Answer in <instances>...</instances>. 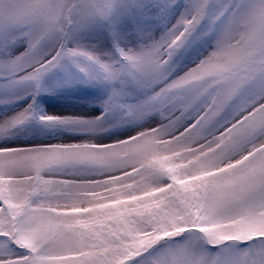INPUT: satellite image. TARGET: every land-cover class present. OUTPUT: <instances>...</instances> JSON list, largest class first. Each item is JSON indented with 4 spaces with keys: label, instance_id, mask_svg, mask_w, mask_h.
I'll return each instance as SVG.
<instances>
[{
    "label": "snow or ice",
    "instance_id": "1",
    "mask_svg": "<svg viewBox=\"0 0 264 264\" xmlns=\"http://www.w3.org/2000/svg\"><path fill=\"white\" fill-rule=\"evenodd\" d=\"M150 8L0 0V88L33 97L0 119V141L33 123L76 134L0 143V264H264V0H167L159 38ZM93 29L113 44L81 43ZM52 73L107 86L104 110H39Z\"/></svg>",
    "mask_w": 264,
    "mask_h": 264
},
{
    "label": "rangeland",
    "instance_id": "2",
    "mask_svg": "<svg viewBox=\"0 0 264 264\" xmlns=\"http://www.w3.org/2000/svg\"><path fill=\"white\" fill-rule=\"evenodd\" d=\"M24 0H19L22 5ZM159 8H150L149 11L156 13L154 19L156 23L149 26L152 34L159 38L170 26L175 23L176 14L166 10L167 0H155ZM79 41L86 45L97 48L110 47L113 44L111 34L104 29H93L83 32ZM26 47L25 44L17 43L12 46V54L18 55ZM195 60V56L189 57L185 54L181 57L180 64L185 61ZM76 83H70L69 78L64 73H52L46 79V91L42 92L35 100L39 110L46 114L55 116H97L103 109V101L108 97L109 90L107 86L101 84H91L85 82L82 77L77 75ZM4 83V77H0V85ZM30 93V84H13L10 88H0V97L7 95L5 102H0V119L6 116L21 112L33 103V97ZM151 119H145L139 123H126L120 127L112 128L110 131L101 134L99 137L106 142H110L112 136H122L135 128L147 126ZM134 134V133H133ZM76 135L62 129H47L39 124H30L22 128L15 135L8 137L6 141L13 146H31L35 144H54L65 142L67 137ZM179 239V238H177ZM240 247H247L242 243Z\"/></svg>",
    "mask_w": 264,
    "mask_h": 264
}]
</instances>
